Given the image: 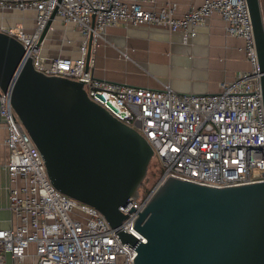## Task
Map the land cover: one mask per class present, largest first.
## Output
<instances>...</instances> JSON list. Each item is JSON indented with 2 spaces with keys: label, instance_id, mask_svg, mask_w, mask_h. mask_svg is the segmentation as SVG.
Listing matches in <instances>:
<instances>
[{
  "label": "built area",
  "instance_id": "2783aa9c",
  "mask_svg": "<svg viewBox=\"0 0 264 264\" xmlns=\"http://www.w3.org/2000/svg\"><path fill=\"white\" fill-rule=\"evenodd\" d=\"M155 3L0 0V31L22 44V60L30 58L34 68L46 74L82 81L92 101L152 146L162 167L160 175L146 193L119 206L126 215L120 226L140 241L144 238L133 228L137 214L168 177L213 187L264 181L261 73L247 1L203 0L180 15L175 14L174 3L158 8ZM27 11L33 15L31 28H26ZM15 12L23 15L21 20L7 22ZM212 13L224 20L228 35L244 40L250 63V69L219 83L217 93H178L167 85L155 90L99 79L92 72L91 56L86 68L89 37L92 52L107 27L159 26L181 31L187 39ZM75 34L80 38L76 56L42 53L47 40L71 45ZM0 117L7 131L5 168L12 213L10 227L0 229V264H7V257L12 264H134L135 247L121 242L97 209L51 185L44 160L14 113L8 92L0 91Z\"/></svg>",
  "mask_w": 264,
  "mask_h": 264
},
{
  "label": "water",
  "instance_id": "95a60500",
  "mask_svg": "<svg viewBox=\"0 0 264 264\" xmlns=\"http://www.w3.org/2000/svg\"><path fill=\"white\" fill-rule=\"evenodd\" d=\"M246 1L264 107V0ZM90 52L91 36L86 68ZM23 54L0 31V91L8 92L51 185L97 209L135 247L134 264H264V181L213 187L168 177L134 221L144 241L123 229L119 206L139 196L152 146L92 101L82 81L39 71Z\"/></svg>",
  "mask_w": 264,
  "mask_h": 264
},
{
  "label": "crops",
  "instance_id": "0c3cea01",
  "mask_svg": "<svg viewBox=\"0 0 264 264\" xmlns=\"http://www.w3.org/2000/svg\"><path fill=\"white\" fill-rule=\"evenodd\" d=\"M203 0H156L155 8L165 3L175 4V14L199 6ZM149 6V4H145ZM7 22H18L22 16L15 12ZM26 28L32 27V12L27 11ZM2 21V20H0ZM73 43L64 46L58 41L54 54L76 56L80 42L78 35ZM44 43L42 53L50 50ZM52 47V46H51ZM244 40L228 35L225 22L218 13H212L193 37L184 39L183 32L164 27L110 26L103 40L91 52L95 77L136 87L159 90L169 86L178 93H217L219 83L233 79L238 71L250 69L244 52ZM53 51V50H52ZM7 131L0 117V229L10 227L12 213L8 206V178L5 145ZM7 264H12L7 257Z\"/></svg>",
  "mask_w": 264,
  "mask_h": 264
},
{
  "label": "trees",
  "instance_id": "16d2710c",
  "mask_svg": "<svg viewBox=\"0 0 264 264\" xmlns=\"http://www.w3.org/2000/svg\"><path fill=\"white\" fill-rule=\"evenodd\" d=\"M160 173L161 171L156 170L155 166L151 165V168H148L147 175L140 186L139 192L141 194L146 193L149 190L151 183L160 175Z\"/></svg>",
  "mask_w": 264,
  "mask_h": 264
},
{
  "label": "rangeland",
  "instance_id": "374dc122",
  "mask_svg": "<svg viewBox=\"0 0 264 264\" xmlns=\"http://www.w3.org/2000/svg\"><path fill=\"white\" fill-rule=\"evenodd\" d=\"M56 35V33L54 34V36ZM58 39H54L53 40V38L52 39H49V40H47V43H50L51 44V46H49L50 48V50H49V53L51 52V53H55L54 52V49H55V47L54 46H58ZM60 42V41H59ZM53 50V51H52ZM57 54V53H56ZM151 165H154L155 166V168H156V170H158V171H162V167H161V165H160V163H159V161L156 159V155H154L153 156V158L151 159V162H150V164H149V166H148V168H151Z\"/></svg>",
  "mask_w": 264,
  "mask_h": 264
}]
</instances>
